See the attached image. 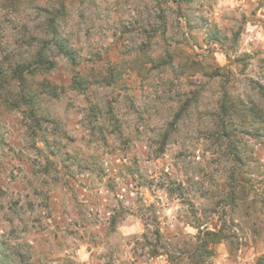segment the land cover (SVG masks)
<instances>
[{
	"label": "clouds",
	"instance_id": "clouds-1",
	"mask_svg": "<svg viewBox=\"0 0 264 264\" xmlns=\"http://www.w3.org/2000/svg\"><path fill=\"white\" fill-rule=\"evenodd\" d=\"M0 264H264V0H0Z\"/></svg>",
	"mask_w": 264,
	"mask_h": 264
}]
</instances>
